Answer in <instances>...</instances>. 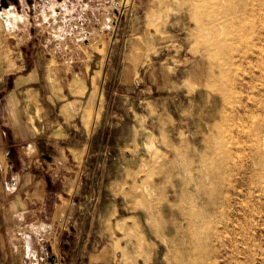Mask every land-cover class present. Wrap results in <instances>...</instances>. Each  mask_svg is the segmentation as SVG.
I'll return each instance as SVG.
<instances>
[{"label":"rangeland","instance_id":"rangeland-1","mask_svg":"<svg viewBox=\"0 0 264 264\" xmlns=\"http://www.w3.org/2000/svg\"><path fill=\"white\" fill-rule=\"evenodd\" d=\"M263 4L0 0L17 60L90 128L82 158L34 166L60 201L29 264H264V180L226 203L264 134Z\"/></svg>","mask_w":264,"mask_h":264},{"label":"crops","instance_id":"crops-1","mask_svg":"<svg viewBox=\"0 0 264 264\" xmlns=\"http://www.w3.org/2000/svg\"><path fill=\"white\" fill-rule=\"evenodd\" d=\"M1 12L14 27L17 14ZM11 33L0 30V264H29L31 248L43 243L41 232L49 229L42 221L46 207L60 201L34 166L42 159L58 164L66 153L82 158L90 128L74 110L78 98L65 101L60 92L54 97L37 67L17 60Z\"/></svg>","mask_w":264,"mask_h":264},{"label":"bare ground","instance_id":"bare-ground-1","mask_svg":"<svg viewBox=\"0 0 264 264\" xmlns=\"http://www.w3.org/2000/svg\"><path fill=\"white\" fill-rule=\"evenodd\" d=\"M210 3L216 5V6H219L221 4H225L226 3V0H208ZM241 1L242 3H246V2H250L252 0H239ZM260 11H264V4L260 7ZM1 14H4L1 12ZM12 13L11 12H7V15H11ZM260 15H261V12H260ZM255 90L256 92L259 91L258 88L255 87ZM248 98H251V97H248ZM248 103V101H247ZM261 125H262V122H255V125L252 129H250L249 131L245 132L244 134V139L245 141H249L250 142V145L248 146V151L245 152L243 154V156L247 155L249 156L250 160H251V164H252V170H251V175L250 176H247V168L244 166L243 170L239 173V177L236 179L235 182L231 183L230 186V189L227 190V193H228V198L226 199V203H229L231 204L232 206V211H236L235 209V205L231 203V199H235V200H238L240 198V196L244 193V188H243V184H242V181L244 179H248L250 181H257V179H263L264 180V137H263V133L261 132ZM263 130V128H262ZM247 161V158L246 160ZM201 166H204L203 163L201 164ZM226 173V172H225ZM247 174V175H246ZM211 175L213 177V180L215 179L214 177H216L217 175L215 174L214 176V171L212 170L211 171ZM218 180V179H217ZM195 182V181H194ZM197 182H199L198 180L196 181V184ZM179 185V184H178ZM177 187V186H175ZM178 188V187H177ZM176 189V188H174ZM180 189V187H179ZM253 191V188L250 187V190L249 192L252 193ZM175 192V191H174ZM179 192V191H178ZM172 193V192H171ZM176 193V192H175ZM180 193V192H179ZM246 193V192H245ZM174 194V193H173ZM256 194V193H255ZM176 199V197H175ZM211 200V199H210ZM200 201V200H199ZM243 201V200H242ZM238 202V201H237ZM216 203V202H215ZM240 204V203H238ZM218 205V203H217ZM220 205V204H219ZM237 205V204H236ZM240 209V208H239ZM241 210V209H240ZM243 210V209H242ZM236 213V212H235ZM179 215V214H178ZM181 215V214H180ZM235 215V214H234ZM182 218V216H180ZM254 217V216H253ZM179 218V217H178ZM230 218V217H229ZM180 219V218H179ZM254 220V219H253ZM228 223V222H227ZM232 222H230L231 224ZM251 223V221H250ZM197 225V224H196ZM183 226V225H182ZM174 228V227H173ZM218 230V229H217ZM219 231V230H218ZM231 236V235H229ZM238 236V235H237ZM185 238V237H184ZM189 238V237H188ZM217 238V236H216ZM220 238V237H219ZM175 239V238H174ZM223 239V238H222ZM179 240V239H178ZM218 240V239H217ZM221 240V239H220ZM219 240V241H220ZM228 240V239H226ZM233 240V239H232ZM231 240V241H232ZM223 241V240H222ZM177 242V241H176ZM233 242V241H232ZM224 243V242H223ZM222 243V245H223ZM228 243V242H227ZM230 243V242H229ZM178 245V244H177ZM181 245V244H180ZM227 245V244H226ZM188 249V248H187ZM186 249V251H187ZM219 249V248H218ZM227 249V248H226ZM192 250V249H190ZM222 251V250H221ZM221 253V252H220ZM227 253V252H226ZM223 255V254H222ZM190 256V255H189ZM222 257V256H221ZM179 258V257H178ZM219 258V257H218ZM180 264H183L184 261H180L179 262ZM188 264V263H187Z\"/></svg>","mask_w":264,"mask_h":264},{"label":"water","instance_id":"water-1","mask_svg":"<svg viewBox=\"0 0 264 264\" xmlns=\"http://www.w3.org/2000/svg\"><path fill=\"white\" fill-rule=\"evenodd\" d=\"M3 3V6H6L7 4L5 3V2H2ZM53 259H51V261H52Z\"/></svg>","mask_w":264,"mask_h":264}]
</instances>
